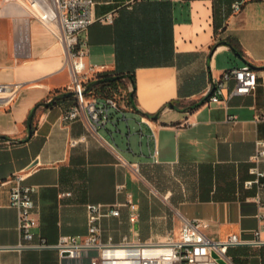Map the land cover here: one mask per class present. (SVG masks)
Wrapping results in <instances>:
<instances>
[{"label":"crops","instance_id":"1","mask_svg":"<svg viewBox=\"0 0 264 264\" xmlns=\"http://www.w3.org/2000/svg\"><path fill=\"white\" fill-rule=\"evenodd\" d=\"M95 2L94 17L112 14L113 21L94 22L80 34L86 63L104 66L111 76L131 75L134 83L123 78L112 93L88 96L122 97L125 90L124 117L97 131L85 116L64 122L72 97L37 109L30 135L33 108L66 93L71 82L67 51L51 25L34 14L36 6L0 1V85L18 89L14 101L0 99V136L8 138L0 139V182L22 174L35 188L36 231L49 245L20 247L11 185L0 186V264H89L63 257L53 246L61 236L88 234L91 203L121 208L120 217L103 219L104 239L128 234L150 242L179 235L185 219H201L213 239L238 234L253 241L264 188L247 189L244 182L252 178L256 142L264 140V0ZM23 38L25 51L19 48ZM246 66L258 74L253 95L226 100L225 91L221 102L207 100L224 71ZM134 87L128 99L126 91ZM129 195L139 212L134 227ZM228 257L232 264H264V245L234 246Z\"/></svg>","mask_w":264,"mask_h":264},{"label":"built area","instance_id":"2","mask_svg":"<svg viewBox=\"0 0 264 264\" xmlns=\"http://www.w3.org/2000/svg\"><path fill=\"white\" fill-rule=\"evenodd\" d=\"M45 13L42 15L34 10L44 22L49 23L59 42L65 45L67 56L66 65L71 74V82L66 92H75V104L62 115L64 122H71L85 116L92 130L105 128L107 125L116 124L115 116L124 113L125 106L121 100L125 99V90L122 97L109 95L102 100L89 99L86 93L90 81L100 78L105 72V67L97 69L86 63V49L79 36L94 22H112L113 15L109 14L96 18L93 15L95 0H39ZM242 2L235 4L239 11ZM20 50H26L27 39L19 43ZM234 83L231 87L230 84ZM258 86V74L250 66L234 67L222 73L221 79L213 85L208 100L211 103L221 102V96L231 99L235 95H253ZM17 87L13 85H0V99L12 102L17 96ZM133 89L126 91L130 99ZM233 117H230L232 119ZM155 135V131H154ZM121 164L128 166V162L118 157ZM264 140L256 142V152L251 157L252 166L249 170L252 178L244 182V187L258 190L264 188ZM138 172V167H133ZM11 185L10 204L16 208L19 215V230L21 234L20 247L42 248L49 247L46 240L37 233L38 220L35 216L36 203L34 199L35 188L24 184V175L18 174L13 178L0 182V186ZM127 200L130 208L129 223L134 227L138 223V207L132 200ZM259 207L264 208V203L259 201ZM88 234L85 236L64 235L53 246L63 257L84 260L89 264H218V258L232 264L228 251L231 247L253 244L264 245V213L260 215L261 226L254 231L255 239L245 242L238 234H233L224 240H216L206 234L209 223L204 220L185 219L179 235L167 234L162 239L146 242L140 238H131L125 234L120 241L109 236L104 239L102 221L107 217H120L121 208L118 205L91 203L87 205ZM39 238V242L36 239ZM67 253L68 255H64Z\"/></svg>","mask_w":264,"mask_h":264},{"label":"water","instance_id":"3","mask_svg":"<svg viewBox=\"0 0 264 264\" xmlns=\"http://www.w3.org/2000/svg\"><path fill=\"white\" fill-rule=\"evenodd\" d=\"M225 45H230L228 42H225L224 43ZM232 47V50L233 52L241 58V54L239 53V51L233 47ZM130 78L132 81H133V77L131 75H117V76H113V77H109V78H101V79H97V80H94L92 81L91 83L88 84L87 88H86V93H89L91 91V89L94 87V86H97V85H100V84H103V83H107V82H114V81H118V80H122L123 78ZM134 83V81H133ZM134 94H135V87H134V90L133 92L131 93V97L133 98L134 97ZM75 96V92H66V93H63L61 95H57L55 96L51 101L47 102V103H44L42 106L46 107V108H49L51 106H53V104L55 102H58L60 100H64V99H68V98H72ZM170 108H173V109H176L177 106L174 104V103H169L168 105ZM191 108H194V107H191ZM35 113H36V110H34L31 115L29 116V119H28V127H29V134L32 135L33 134V118L35 116ZM160 113L156 114L155 116H153V119H158ZM0 139H8L6 136H0ZM64 255H68L67 253H65ZM213 257L217 258L218 259V264H228L225 260L223 259H220L218 258V256L216 254H213Z\"/></svg>","mask_w":264,"mask_h":264},{"label":"trees","instance_id":"4","mask_svg":"<svg viewBox=\"0 0 264 264\" xmlns=\"http://www.w3.org/2000/svg\"><path fill=\"white\" fill-rule=\"evenodd\" d=\"M109 77H113V76H111V75H109V74H103V75H101L100 76V78L99 79H101V78H109ZM119 82H120V80H118ZM118 81H114V82H107V83H103V84H100V85H97V86H94L92 89H91V91H98V92H104V91H106V92H113V90H116L117 89V87H118V85H119V82ZM91 83V82H90ZM207 100H208V97H207ZM56 103V102H55ZM54 103V104H55ZM44 103H39V104H37L34 108H33V110H32V112L34 111V110H37V109H39L42 105H43ZM53 104V105H54ZM31 112V113H32Z\"/></svg>","mask_w":264,"mask_h":264},{"label":"rangeland","instance_id":"5","mask_svg":"<svg viewBox=\"0 0 264 264\" xmlns=\"http://www.w3.org/2000/svg\"><path fill=\"white\" fill-rule=\"evenodd\" d=\"M0 1H2L3 3H9V2H18V3H20V4H22V5H25V7H27V8H29V9H31L32 10V8L30 7V3L28 2V1H23V0H0ZM119 82V81H118ZM121 82V81H120ZM119 82V83H120ZM117 117H119V118H123L124 117V113H121L120 115H116ZM115 116V119L117 118ZM124 123V122H123Z\"/></svg>","mask_w":264,"mask_h":264},{"label":"bare ground","instance_id":"6","mask_svg":"<svg viewBox=\"0 0 264 264\" xmlns=\"http://www.w3.org/2000/svg\"><path fill=\"white\" fill-rule=\"evenodd\" d=\"M30 4L32 6H36L37 7V11L39 13H41L42 15L45 13V8H44L43 4L39 0H30Z\"/></svg>","mask_w":264,"mask_h":264}]
</instances>
